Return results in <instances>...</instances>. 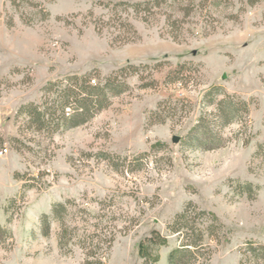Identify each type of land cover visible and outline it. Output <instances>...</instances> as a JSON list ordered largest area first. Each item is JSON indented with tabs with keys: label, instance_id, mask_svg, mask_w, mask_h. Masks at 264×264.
<instances>
[{
	"label": "rangeland",
	"instance_id": "374dc122",
	"mask_svg": "<svg viewBox=\"0 0 264 264\" xmlns=\"http://www.w3.org/2000/svg\"><path fill=\"white\" fill-rule=\"evenodd\" d=\"M128 64V89L83 124L37 132L17 115L54 97L50 83ZM213 86L249 111L222 146L190 148ZM186 206L201 228L221 223L195 264H241L264 243V0H0V223L13 233L0 264H171Z\"/></svg>",
	"mask_w": 264,
	"mask_h": 264
},
{
	"label": "trees",
	"instance_id": "16d2710c",
	"mask_svg": "<svg viewBox=\"0 0 264 264\" xmlns=\"http://www.w3.org/2000/svg\"><path fill=\"white\" fill-rule=\"evenodd\" d=\"M134 65L128 64L119 71L112 72L105 78L98 80L92 73L72 75L67 84L62 87L61 83H50L44 87V91L50 90L53 96L42 103H23L17 115L27 119V128L37 132L54 133L61 128L68 129L90 120L95 114L102 111L110 103L111 99L128 89V83L119 80L125 69H135ZM181 70V68H179ZM180 70L176 73L181 75ZM121 72V73H120ZM180 72V73H179ZM179 78V77H177ZM94 80V81H93ZM93 81V82H92ZM214 104L216 111L208 113L191 129L185 138V144L194 149H212L222 146L225 141L221 136L222 128L238 120L245 112L248 113V103L244 99H235V95H228L220 86H213L205 95V102ZM242 192L252 193L254 185L250 182L240 183ZM66 210L62 202H56L50 214L44 213L41 217L43 234L49 235L51 219L60 218ZM205 214V211L199 213ZM211 215V214H210ZM212 216L211 223L207 228L197 226L196 218L188 206L181 212L176 213L170 228L174 232L183 233L185 243L171 254V264H195L204 255L208 244L205 242L206 233L212 238H218V230L221 223L217 217ZM13 237L10 228L0 223V244ZM209 248V247H208ZM241 264H264V243L247 242L242 248ZM210 256L209 250L207 257ZM84 264H105L101 259ZM148 264V263H145Z\"/></svg>",
	"mask_w": 264,
	"mask_h": 264
},
{
	"label": "water",
	"instance_id": "95a60500",
	"mask_svg": "<svg viewBox=\"0 0 264 264\" xmlns=\"http://www.w3.org/2000/svg\"><path fill=\"white\" fill-rule=\"evenodd\" d=\"M224 78H225V76H224ZM174 141H178L179 140V137L178 136H174Z\"/></svg>",
	"mask_w": 264,
	"mask_h": 264
},
{
	"label": "built area",
	"instance_id": "2783aa9c",
	"mask_svg": "<svg viewBox=\"0 0 264 264\" xmlns=\"http://www.w3.org/2000/svg\"><path fill=\"white\" fill-rule=\"evenodd\" d=\"M1 152H2V153H3V152H7V149L5 148V149H3Z\"/></svg>",
	"mask_w": 264,
	"mask_h": 264
}]
</instances>
